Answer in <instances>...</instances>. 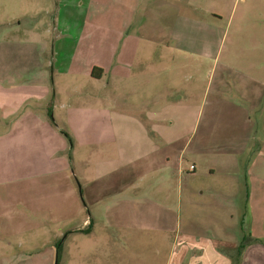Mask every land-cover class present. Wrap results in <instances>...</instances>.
I'll return each instance as SVG.
<instances>
[{"label":"rangeland","instance_id":"374dc122","mask_svg":"<svg viewBox=\"0 0 264 264\" xmlns=\"http://www.w3.org/2000/svg\"><path fill=\"white\" fill-rule=\"evenodd\" d=\"M158 1L0 0V86H35L37 96L45 94L41 84L50 88L17 118L29 111L50 123L69 164L47 161L51 153L37 150L46 140L33 138L34 152L22 156L32 172L20 174L33 176L0 183L3 204L18 211L15 236L3 233L0 248L42 245L55 234L60 247L79 225L80 208L103 214L107 182L116 177L125 180L121 192L144 191L154 201L147 226L212 231L244 249L264 243V0ZM111 18L145 34L116 74L99 65L114 44L105 38L114 37L105 29ZM95 67L103 71L92 77ZM56 206L60 215L51 216ZM7 219L0 218L4 229ZM45 224L49 230L39 232ZM159 237L157 230L132 234L131 264H165L167 246L154 250ZM95 245L89 234H73L69 257L60 253L53 264H106L91 255Z\"/></svg>","mask_w":264,"mask_h":264},{"label":"crops","instance_id":"0c3cea01","mask_svg":"<svg viewBox=\"0 0 264 264\" xmlns=\"http://www.w3.org/2000/svg\"><path fill=\"white\" fill-rule=\"evenodd\" d=\"M158 2L160 4V0ZM192 8L197 10V7L194 5ZM213 11L216 13V9ZM198 21L204 22L207 20L202 18L198 19ZM116 24L120 25L117 26ZM132 24L133 21H127L122 24V20L115 18L107 20L105 29L114 31V33L112 32L114 37L111 38L112 35L111 32H109L106 34L105 38L108 41L114 42V44L112 50L109 52L110 59L108 62L103 64L97 63L105 70L104 73L110 72L109 74H116V70L120 64L124 65L126 62L124 57H129L127 53H130L132 42L137 39L140 41L142 37L145 38V34L141 33L140 29L139 33L134 34L136 30ZM176 24H178V20ZM126 25L129 26L125 27ZM120 26H124L125 28H121ZM172 34H175L174 29L172 30ZM46 86V84H41L39 87V89H44L45 91V94L42 96L36 95L35 90L37 87L35 86L30 88L24 86L16 87L14 85L7 87L0 86V126L3 127V131H0V183H5L6 181L1 180L7 178H12V182H15L19 179L33 176L28 174V176L25 177L20 174H22L24 170L32 172L29 170L30 164L32 163L29 156L26 158L22 156L34 152V144L36 143L33 138L36 136H43L46 140L42 147H37V150L44 149L46 150L45 153H51L50 157H52V159L50 160V157H48L47 161H52L53 164L65 162L64 164H56V166H63L66 169L69 165L66 164V158L63 153L67 150V144L64 138L61 137V134L51 127L50 123L43 118L35 116L29 111L25 112L20 118H17L19 110H21L26 103L30 101H39L43 96L45 97L50 94V92H48L50 88L48 89ZM15 89L26 90L22 92L13 91ZM6 122L10 127L8 126L9 128L4 129L6 128ZM19 137L20 141L17 139ZM31 144L32 146H29ZM36 163L44 164L40 161H36L35 164ZM4 164L6 165L5 167ZM33 168L34 166L31 167V169ZM20 171L21 173H19ZM123 179L124 178L121 179L120 177H116L107 182V197L104 199L107 201V206L106 209L103 210V214H94L92 211L93 214L86 215L85 208L84 210L80 208L79 211L75 213L74 217H77L80 223L77 227L68 229L65 232L61 251L65 259L69 257L65 252L67 248L65 246L66 240L70 239L73 234H78L79 232L82 234H89L96 239V245L92 247L90 251L91 255H94L96 252V255L104 259L106 264H131V248L133 247L131 242L132 234L145 233L147 230L156 232L157 230L162 242H159L160 239H157L158 241L155 242L154 250L155 254L159 255L161 253L159 249L163 248L165 245L167 246L168 253L165 264H264V243L257 242L258 240L251 241L245 249L240 250V241L227 242L224 238H221L220 235H214L212 231L203 232L202 234L196 233L195 231H187L181 234L178 227H176L174 233L169 226L154 227L153 221L150 226H147L144 223V217L146 216L145 211L148 207H153L155 205L154 201L147 200V197L144 196V191L135 193H130V191H127L129 193H125V191L121 192L122 189H118V186L120 182L125 181ZM10 182L11 181H7V183ZM164 184L165 182L163 179H160L158 185ZM78 185L79 181L76 179V186L78 187ZM126 186H128V184L125 186L123 185V190H125ZM83 188L79 186V188L73 189L77 195L80 194L82 196ZM91 191L93 193V189H91ZM160 193L162 194L164 192ZM147 201H149L150 204ZM59 210V207L56 206V209L52 210L50 215L59 216ZM17 212L16 209L13 212L8 204H3V200L0 197V218H11L10 220L7 219L6 229H4L2 227L3 224L0 223V236L3 237V233H9V238L15 236V230L11 227V224L13 223L12 218ZM48 225L49 224H45L42 229L38 228V231L42 233L48 231L50 228ZM35 230L26 229L24 232H34ZM84 230L86 233L81 232ZM67 233H69V235ZM172 234H175L173 242L164 243L163 236L169 238ZM210 235L213 236L210 237ZM58 238L59 236L55 234L54 239L52 238L38 246H32L25 241L21 245H17L16 249L14 248L15 246L9 243L6 247L0 248V264H53L57 262L58 257V244L56 243ZM147 246H149V243ZM100 249L103 250L102 253ZM8 250H10V253H8ZM82 250L87 251L86 249ZM85 251L81 253L84 254ZM11 256L12 258L8 259ZM60 263L61 262H59V264Z\"/></svg>","mask_w":264,"mask_h":264},{"label":"trees","instance_id":"16d2710c","mask_svg":"<svg viewBox=\"0 0 264 264\" xmlns=\"http://www.w3.org/2000/svg\"><path fill=\"white\" fill-rule=\"evenodd\" d=\"M96 73H99L100 74V73H102V70L100 68L95 67L93 69V71H92V77H97V74ZM81 232L86 233L85 230L84 231H81ZM57 248H58V255H59L61 253V251H62V243L60 244V247L57 245ZM243 249H244V247L241 246L240 247V250H243Z\"/></svg>","mask_w":264,"mask_h":264}]
</instances>
